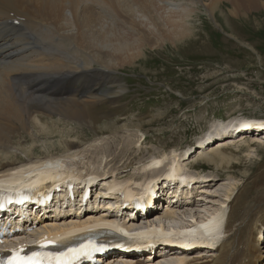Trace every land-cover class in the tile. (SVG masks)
<instances>
[{"label": "bare ground", "instance_id": "6f19581e", "mask_svg": "<svg viewBox=\"0 0 264 264\" xmlns=\"http://www.w3.org/2000/svg\"><path fill=\"white\" fill-rule=\"evenodd\" d=\"M227 5L229 16L237 17L264 9V0H0V183L6 179L19 180L16 183L19 184L35 177L42 185L78 175L98 180L111 190H116L118 186L144 192L149 181L162 177L159 169L167 160V164L175 165L170 172L172 176L182 182L192 179L196 174L190 173L186 163L183 164L192 147L180 153L171 151L170 154L151 156L147 164L141 165L142 170L156 173L140 183L135 182V177L123 173L131 163L117 159L109 162L106 160L107 154L105 160L104 155L103 159L96 155L101 159L98 162L103 163L101 173L90 169L87 164L89 169L85 165L84 169L76 168L75 161L80 159L82 148L75 141H62L61 155L38 153L35 156L34 144L41 140V136L52 138L54 130L61 125L91 127L98 135V131H95L97 124L109 117L103 111L108 106L115 107L117 95L124 91V88L120 92L109 90L105 96L101 93L99 82L103 78L112 79L119 69L131 66L147 49L194 36L193 21L200 8L213 15L216 9ZM50 76H57L56 90L52 85L44 86V81L47 83ZM86 78H96V82L85 84ZM66 79L74 84H70V87L61 85ZM248 120L236 117L212 124L210 130L197 141L187 161L197 152L203 157L211 146L223 148L232 143L234 133L242 131V126L250 125ZM259 125L264 126V119ZM251 131V140L264 145V130ZM27 143L33 145L23 152ZM19 152L23 158L18 156ZM125 152L120 150L118 153L125 155ZM217 154L218 151L212 154L211 161ZM201 178L196 183L219 181L217 176L211 175H201ZM243 192L233 194L231 199L225 194L226 202L220 203V206L225 207L224 203L228 201L226 212L217 210L209 216H201L194 210V202L184 212L180 211L182 206H175L173 210H163L162 206L161 211L156 210L140 220L133 217L128 225L118 227L111 224L116 219L114 216L105 215L107 208L101 213L99 207H87V211L75 213L76 217H69L73 215L71 212H65L57 219L49 215L39 221V228L34 233L26 236L19 234L13 238L30 241L35 233L47 232L49 236H57L79 228L96 227L122 233L151 229L167 234L182 230L178 234L181 241L202 236L197 243L203 247V251L201 249L197 256L181 253L178 244L172 243L175 249L161 250L167 253H157L152 258L146 256L145 262L138 259L134 264H259L264 259V240L261 241L264 239V184L254 187L246 195ZM180 217H185L182 226L169 224ZM190 222L201 224L196 229H187ZM50 230L55 233H49ZM205 250L209 255H202ZM119 258L106 264H129Z\"/></svg>", "mask_w": 264, "mask_h": 264}, {"label": "rangeland", "instance_id": "374dc122", "mask_svg": "<svg viewBox=\"0 0 264 264\" xmlns=\"http://www.w3.org/2000/svg\"><path fill=\"white\" fill-rule=\"evenodd\" d=\"M226 7L228 5L216 9L213 15L200 8L193 21L196 38L191 36L180 42H166L158 48L147 49L131 66L115 72L112 79L103 78L99 83L105 96L109 90L120 92L124 88V91L117 95L115 107L111 105L103 111L109 117L97 124L95 131L98 135L91 127L61 125L59 129L52 128L55 131L52 138L41 136V140L35 142V156L40 153L61 155L62 141L72 140L82 148V158L79 156L80 159L75 161L76 168L88 166L101 173L104 167L98 161L104 155L103 160L107 158L109 162L117 159L131 163L124 170V175L142 181L156 173L142 170L141 165L147 164L151 156L170 154L171 151L180 153L195 146L217 121L236 117L263 120L264 9L253 10L243 16L234 15V18L229 16ZM64 81L61 85L70 87L74 84L70 79ZM95 82L96 78L84 80L85 84ZM56 84L57 76H50L47 83L44 81V86L52 85V88L55 87L53 90H56ZM242 139L233 140L223 148L211 146L205 157L197 152L187 162L186 168L190 173L219 178V181L212 184L209 181L197 189L193 208L201 216H209L217 210L226 212L228 201L224 203L225 207L220 206V203L226 202L225 194L231 199L241 191L246 195L254 187L264 184V145H258L251 140V136ZM32 145L25 144L23 152ZM120 150L126 151V154H119ZM215 151L218 154L211 161ZM17 154L23 158L21 152ZM96 155L102 158H96ZM80 160L83 162L79 163ZM163 167L159 169L160 174ZM186 209L182 207L180 211ZM180 218L169 224L182 226L185 217ZM195 254L198 255L197 251ZM195 254L191 255L197 256ZM202 255L209 253L205 250ZM259 264H264V259Z\"/></svg>", "mask_w": 264, "mask_h": 264}, {"label": "snow or ice", "instance_id": "6c2138e0", "mask_svg": "<svg viewBox=\"0 0 264 264\" xmlns=\"http://www.w3.org/2000/svg\"><path fill=\"white\" fill-rule=\"evenodd\" d=\"M48 243H54L48 241ZM42 244L41 247H45ZM91 241L87 244H82L79 247H70L65 251L47 252V253H32L31 256H22L20 252L14 251L13 254L7 259V264H73L74 261L80 259L82 256H88L90 251H98ZM20 251H23L21 249Z\"/></svg>", "mask_w": 264, "mask_h": 264}]
</instances>
